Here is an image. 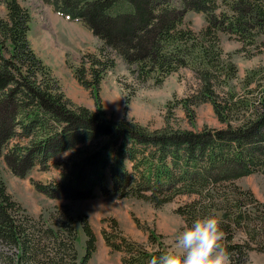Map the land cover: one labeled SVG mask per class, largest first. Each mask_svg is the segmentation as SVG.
<instances>
[{
    "label": "trees",
    "instance_id": "1",
    "mask_svg": "<svg viewBox=\"0 0 264 264\" xmlns=\"http://www.w3.org/2000/svg\"><path fill=\"white\" fill-rule=\"evenodd\" d=\"M43 1L71 18L81 19L100 37L110 55L115 57L119 53L127 63L136 64L144 78L162 81L189 64H194L200 72L205 71L200 73L206 97L202 100L209 98L218 120L225 126L200 131L165 128L148 132L136 124L110 123L95 91V82L107 68L99 59L93 60L98 63L96 79L85 78L87 67L83 65L75 69L77 80L95 94L98 107L95 110L72 107L49 69L28 47L27 11L16 0H8L10 16L8 20L0 19V155L14 136L25 142H18L4 155L11 171L24 177L33 166H45L52 156L72 150V156L62 164L65 181L55 183L54 187L34 183L37 190L52 198L77 200L91 197L95 188L107 193L111 184V192L120 196L142 197L141 192L149 191L147 198L158 204L170 201L176 194H192L195 198L180 209L184 216L193 219L215 214L228 223L234 220L253 235L249 223L253 212L249 209L254 207L248 204L257 202L252 192L241 189L235 180L255 172L264 175V90L257 103L248 104L233 95L219 96L211 88L213 74H222L218 70L219 61L217 58L215 61L213 51L206 47H214L219 32L253 41L264 31V0ZM220 5L229 9L217 12ZM189 10L205 13L206 26L200 34L181 27L184 13ZM207 40H212V45ZM6 42L12 48L9 58L2 54ZM197 47L201 48L205 61L197 60ZM233 69L230 66L223 71L230 75ZM152 71L155 74L149 75ZM184 107L188 109L186 104ZM248 111L250 116L246 115ZM129 139L132 146L126 150ZM125 156L131 167H125ZM245 194L247 197L241 198ZM16 208L20 212L15 201L6 196L3 184L0 185V241L17 248L11 257L3 254L6 264H88L95 249V235L87 217H79L87 236L85 252L79 256L71 217L63 222L54 219L58 229H36L37 223L17 213ZM235 212L238 213L234 216ZM261 219L264 224V217ZM220 227L227 230L223 223ZM124 244L125 250L132 254L136 246ZM113 245L118 249L122 246ZM241 247L229 246L227 252L232 254ZM160 252L137 249L123 261L148 264L150 257Z\"/></svg>",
    "mask_w": 264,
    "mask_h": 264
},
{
    "label": "rangeland",
    "instance_id": "2",
    "mask_svg": "<svg viewBox=\"0 0 264 264\" xmlns=\"http://www.w3.org/2000/svg\"><path fill=\"white\" fill-rule=\"evenodd\" d=\"M16 2L30 17L26 32L28 47L45 68L49 69L50 75L72 107L85 106L90 110L98 107L95 94L93 95L91 88L84 87L77 80L75 69L83 65V68L87 67L85 78L96 79L98 63H94L93 60L99 59L107 68L100 74L99 81L95 82V91L98 92L101 104L99 106L106 112L110 123L125 122L132 126L136 124L145 127L148 132L161 131L165 128L200 131L203 128L225 126L218 120L217 111L209 98L202 100L205 85L200 73L205 71H198L194 64L172 72L162 81L151 77L144 78L136 64L127 63L119 53H116L115 57L113 54L110 55V50L103 45L99 36L92 34L80 21L69 20L64 14L62 16L57 13L58 11L55 12L57 8L54 5L52 7L42 0ZM217 9L218 12L220 9L229 8L227 5H220ZM9 12L8 0H0V19L8 20ZM205 26L204 12L189 10L184 13L181 27L188 28L197 35ZM207 41L212 45V40ZM6 43L2 54L9 58L12 48L9 42ZM213 45L214 47L206 49L213 51L215 61L216 58L219 61L218 70L222 74L220 76L216 72L213 74L211 88L221 97L233 95L248 104L259 102V95L264 90V31L257 34L251 42L219 32ZM200 51L201 48L197 47V60L205 61L206 57ZM194 54L196 55V50ZM197 66L205 69L202 65ZM230 66L234 68L233 73L226 75L223 69L229 70ZM229 71L231 72V69ZM152 72L149 75L155 74V71ZM185 104L188 109L184 107ZM246 115L250 116L249 111ZM130 140L126 143V150L132 146ZM18 142L25 143L20 136H14L0 155V185L3 184L6 196L15 201L20 207V212L26 215L29 221L32 219L37 223L36 229L41 227L43 230H47L48 227L58 229V226L57 228L55 226L56 219L63 222L67 217H71V227L76 231L75 246L79 256L85 252L87 238L79 217H87V222L95 235V249L88 264H125L123 258L135 254L137 249L149 252L164 251L182 226L194 219L184 216L180 210L195 198L192 194H176L170 201L158 204L147 198L151 194L149 191L141 192L142 197L132 194L120 196L111 192L112 186L109 184L107 190L109 192L104 193L102 189L95 188L91 197L83 199L52 198L37 190L34 183L54 187L55 183L65 181L62 180L64 176L62 164L72 156L73 151L67 150L56 154L49 158L45 166L37 164L29 169L26 176L20 177L11 171L4 159L7 151ZM123 161L126 168L132 166L127 156ZM235 184L243 190L251 191L257 203L248 204L256 208L249 209L253 212L249 220L250 226L253 227V235L249 234L246 227L237 225L234 220L228 223L222 216L218 217L220 223L227 227V230H222L224 235L220 241L227 253L226 264H264V229L261 227L264 226L261 219L264 217V175L255 172L242 176L235 180ZM246 197L247 194L241 195V198ZM230 198L232 202L233 198ZM221 199L224 201L222 196ZM219 206L222 207V204ZM20 212L17 209V213ZM256 214L260 216L257 217ZM241 224L244 225L245 222L242 221ZM45 241L48 243L50 239ZM124 242L134 244L137 249L133 247L132 254L128 253ZM113 244L122 246L118 249ZM232 245L242 247L231 254L227 251ZM16 251V247L0 241V264H6L3 254L11 257Z\"/></svg>",
    "mask_w": 264,
    "mask_h": 264
},
{
    "label": "clouds",
    "instance_id": "3",
    "mask_svg": "<svg viewBox=\"0 0 264 264\" xmlns=\"http://www.w3.org/2000/svg\"><path fill=\"white\" fill-rule=\"evenodd\" d=\"M223 231L215 214L198 216L185 223L169 246L148 260V264H226L221 246Z\"/></svg>",
    "mask_w": 264,
    "mask_h": 264
}]
</instances>
